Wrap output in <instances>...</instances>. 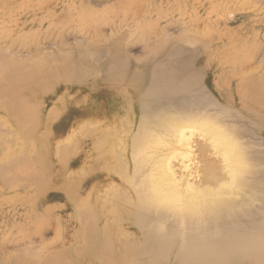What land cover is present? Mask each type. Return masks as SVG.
Masks as SVG:
<instances>
[{"label": "rangeland", "instance_id": "rangeland-1", "mask_svg": "<svg viewBox=\"0 0 264 264\" xmlns=\"http://www.w3.org/2000/svg\"><path fill=\"white\" fill-rule=\"evenodd\" d=\"M0 65L23 82L16 94L0 79L7 98L0 99V164L10 148L17 159L0 173V264H264V0H0ZM13 94L33 106L27 126H17L22 108L11 104ZM175 112H211L232 126L249 162L242 205L188 217L137 203L139 179L127 175L118 149L121 129L129 114L138 127L160 126ZM98 116L103 123L93 125ZM107 130L120 142L111 145L114 154L104 145L101 155ZM71 131L74 154L64 162L57 147ZM201 140L186 163L190 181L206 179L210 160L216 176L225 174ZM41 146L47 150L37 161ZM85 165L89 174L81 180ZM103 169L121 189L101 191L110 235L98 241L96 218L81 214L98 210ZM101 240L115 250L103 251ZM91 242L103 260L91 257Z\"/></svg>", "mask_w": 264, "mask_h": 264}, {"label": "bare ground", "instance_id": "bare-ground-1", "mask_svg": "<svg viewBox=\"0 0 264 264\" xmlns=\"http://www.w3.org/2000/svg\"><path fill=\"white\" fill-rule=\"evenodd\" d=\"M37 64H40V61ZM2 66H4V64H2ZM2 66L0 65V67H1L0 68V72H1L0 79H2V81L4 79L5 82H8L11 85V86H9V88L12 91L16 92L20 88H22L23 82L21 81L22 83L19 84V82L17 80L18 78L15 80L12 78V75L10 76V74H12V73L9 74V68L7 66L3 68ZM37 67H38V65H37ZM64 67H66V66H62V69ZM67 67H68V65H67ZM67 67L65 69H67ZM68 68H70V67H68ZM65 69H63L62 72H64ZM70 69H68L65 72L70 74V72H71V71H69ZM52 75H53V73H52ZM70 75H72V74H70ZM26 78H27V76H26ZM53 78H54V76H53ZM253 83H254L255 87L258 88V86H256L257 83L255 84V81H253ZM0 84H1V82H0ZM258 85H259V83H258ZM260 85H259V88H260ZM255 87H254V89H255ZM262 87L264 88V84L262 85ZM262 87H261V90L263 89ZM5 90L6 89H2L1 94ZM21 90H19L16 94H19V92L22 93ZM6 93H4V94H6ZM12 93L13 92H11V94ZM253 93H255V92H253ZM1 94H0V99H1V97H3L2 99L4 101L5 97ZM9 94L10 93H8L6 95L9 96ZM259 94H261V93L259 92ZM20 95H22V94H20ZM263 95H264V93H263ZM263 95H262V97H264ZM13 96H15V94H13L12 97ZM255 96H257V95H254L253 97H255ZM257 97L260 98L261 96L260 97L257 96ZM262 97L260 98L261 100L264 99ZM5 99L7 100V98H5ZM11 100H13V99H11ZM61 101H62V99H61ZM263 101H262V105L264 103ZM11 104H13L16 107L22 108L21 114H19L20 112L18 113L19 121L20 120L21 121L20 122L18 121L19 125H17V126H19V128H21L23 124H25V126H27L25 121H23V120H25V118L30 115L28 113L29 115L26 116L25 114L27 112H34L33 106L27 104L23 100V98L22 99L18 98V100H17L16 96L14 98V102ZM6 107L9 108L10 105L6 106ZM34 108H35V106H34ZM53 108H55V107H53ZM10 109L14 112L16 110L15 108H11V107H10ZM23 111H24V113H22ZM54 111H55V113H54ZM57 111L59 112V110H57ZM57 111H56V109L52 110V112L55 114V115L52 114L53 117L55 116L57 118L56 114H59ZM11 114H12V112H11ZM32 115L34 116V114L31 113V117H32ZM166 115H165L164 120L162 122L163 124L162 123L159 124L160 126H150V125H146L144 122L140 121V122H138V127H137L134 115L129 114V117H127L128 126L127 125L125 126L126 132H124L121 129V136L123 137V139L120 143V146H118V149L122 153L121 155L123 156V160L126 161L128 170L130 172V174H127V175H131V173H132V177L133 178L135 177L134 179H136V180H137V178L139 179L138 183L137 182H135V184L133 183V192L137 197V203L142 208H143V206H148V207H153L154 209L158 208V209H160L162 211L164 210L166 212L169 211V212H171V214H174V215L176 213H177V215L179 213L180 216H184V215L187 216L188 215V217H191L192 215H195L196 217L202 216V214H205L206 212H211V211L213 212V211L221 209L222 207L225 208L226 206L234 207V206L242 205L243 202L245 200H247V198H248V195L245 192V188H246L245 178H243V177L245 175H247L246 173L248 172V169H249V167H248L249 162L247 161V158L243 152L244 148L241 147V144L237 138L236 132L232 129V126L229 125L230 128H228L229 126L226 125L220 119L219 116H215V114L213 115V113H211V112H210V114L209 113H206V114L196 113V114H192V115H188V116H186V115L182 116L180 114H177L176 112L171 113L169 115L166 114ZM10 116L12 117L13 115H10ZM14 117H15V113H14ZM18 117H17V119H18ZM55 117L53 118L54 121L56 120ZM28 118L29 117H27L26 119L29 120ZM32 118H34V117H32ZM32 118H30V119H32ZM36 118L37 117H35L32 120H36ZM13 119H16V118H13ZM36 121H34L35 124L38 123V120H36ZM101 121H104V119L101 118V116H98L96 121L93 122L92 124L93 125L102 124L103 122H101ZM20 123H22V124H20ZM34 123H31V125L28 123L29 124L28 126L32 127V125ZM16 124H18V123H16ZM35 124H34V126H35ZM105 124H106V122H105ZM20 125H21V127H20ZM111 125L113 127L119 126V124L116 120H113ZM30 128L27 130L31 134ZM128 128L133 129L132 137H131L130 133L127 131ZM30 134H29V136H30ZM41 136L42 137H40V138H43V135H41ZM75 137H76L75 131L69 132L67 134L66 138H64L67 143L65 145H62L65 142L61 143L59 145L60 147L59 146L57 147L59 159L61 157V159L64 162L66 161V158L71 156L73 153V147H74V145H76V144H74L75 141H73V140H75L74 139ZM115 137H116V135H115V132L113 130H107L106 132L103 133L101 140L98 142V145L100 146V154L101 155L104 152L103 151L104 145H106V149L108 151H111L113 154L116 152V150H114L113 147L111 148V145H114V144L120 142L119 140L115 139ZM197 139H202L203 143L206 145L205 150L210 148L211 152H213V154L217 157L218 164L220 165V172L224 171L225 172V174L223 173L224 175L219 176V174H218L217 175L218 177L216 176V174L218 173L216 171V166L213 165L211 160H210L211 164H209L208 162H207L208 164H206V165H208L207 166L208 170H207V177L204 181L202 180V182H196L195 180H197V179H195V180H193L194 181L193 182V181H190L188 179L189 175H192V174H188L190 167H189V165H186V163H188L189 161L194 159L193 156L195 154H194L193 146L195 145L194 142ZM15 142H17V141H15ZM36 142H37V140H36ZM69 143H71V144H69ZM197 143L199 144L200 142H197ZM200 145H198V146H200ZM207 146L209 148H207ZM38 148H40V151L38 149V153L40 152L42 154L45 153L47 150L46 147H42V146L38 147ZM12 149L13 148H10L9 152L5 151L4 152L5 155L3 153V155L5 157H3L4 161H2V163L0 164V173H1L2 169H4L5 167L8 170L13 169V167H15V165H16L15 163H16L17 159H16V155H14V154L16 153V150H14V152L12 153V152H10V150H12ZM35 149L32 150V152H33L32 154H34ZM116 149H117V147H116ZM22 150H25V149H22ZM201 150H203V149H201ZM20 151H19V153H20ZM206 151H208V150H206ZM6 152H8V153H6ZM200 152L203 153L204 151H200ZM35 153H37V152H35ZM39 154H37V156ZM42 154H40V158L37 157V159H38L37 161H41L44 159V155H42ZM115 156H117V155H115ZM30 160L31 159H29L28 161H30ZM0 162H1V160H0ZM118 162H120V160ZM176 162H178V165L182 164L183 167H181V166L180 167L182 170L183 169L186 170L185 174L181 173L179 175L177 173L178 171L176 170V167H177ZM37 163H39V165L42 166L40 162H37ZM188 164H190V163H188ZM178 167H177V169H178ZM33 168H35V167H33ZM94 170L95 169H93L92 171H94ZM104 170L105 169L99 171V176H103L98 181L99 186H98L97 190L100 193V197H99V199H96V200L94 199V201H96L98 204L96 206L98 209L97 212H96V209H94L95 208V206H94V208L91 209L90 211H88L86 208L87 211H85L84 213L81 214V219H83V218L88 219L90 217H95L96 219L98 218V221H95L96 220L95 218H93V219H95L94 221L92 219V221L95 222L96 226H97V223L99 224V226H98L99 228L96 227L97 231L94 229V227L92 229V227L90 225H89L90 227H88L97 233V234L96 233L93 234L94 232L91 231V233L93 235L91 233H89V236L95 235L94 238H96V236H97L98 241L100 239L98 237V235H101V234H104L106 236L110 235L109 225L107 224L106 220L105 221L103 220L106 215L103 216L100 214L103 211V209L105 208L103 206L105 204V201L103 200V196H101V194H103V192H101V191L107 192V195L109 196L108 192H112V191L121 189L120 187H118V185H120V184L115 183L117 178L115 179L113 177V175H112L113 173L110 170H107V171H104ZM35 171H37V170H35ZM38 171L35 172L36 175L38 174ZM40 172H41V170L39 171V174H40ZM87 172L89 174L88 165H85L81 169L82 174L79 175V178H81V180H82V178L86 175ZM96 172H97V170H96ZM180 172H182V171H180ZM195 173H196V171H195ZM75 180L77 181V179H75ZM75 180L74 181L72 180V182L76 183ZM246 181H247V179H246ZM71 183H70V185H71ZM116 184H118V185H116ZM118 194H119V192H118ZM110 197H111V195H110ZM89 200H90L89 198H86L84 201V204L88 205ZM93 205H95V204L93 203ZM108 205H110V204H108ZM77 208H78V206H77ZM83 209H85V207ZM83 209H82V211L81 210L80 211L83 212ZM104 211H105V209H104ZM110 212L111 211H109V213ZM189 215H191V216H189ZM88 228L86 230L88 232H90L89 231L90 229L88 230ZM87 237H88V235H87ZM94 238H93V241H94V243H96V239L94 240ZM102 238L103 237L101 235V239ZM106 239H103V240H106ZM91 240L92 239L90 238L89 241H91ZM103 240H101L102 242L100 241L102 243V244L100 243L101 244L100 246L102 248L105 247V248L109 249L108 248L109 246L107 244L111 245V243H109V242H111L110 239H109L107 244L105 243L106 245L103 244V242H104ZM91 243H90V245H92V247H93L95 244H93V243L91 244ZM96 244L99 245V242ZM112 246H114V245L112 244ZM112 246H110V249L108 251H111V248H112V250H115V247H112ZM92 247H90V252L92 249H93L92 251L95 250V252H97V253H99L100 251L102 252V250H101L102 248L99 249L97 247L95 248V246L93 248ZM105 248H103V251H105ZM96 249H99V250H96ZM133 250H131V251L133 252ZM92 253L93 252H91V254ZM97 253H95V255L92 254L91 257L92 256L95 257L96 255H100L98 257L101 258L102 254L105 252H103L102 254H100V253L97 254ZM110 253H112V251ZM133 253H135V252H133ZM55 255H57V254H55ZM105 256H106V254H105ZM107 256H109V253ZM100 258H97V259H100ZM104 258L105 257L103 256L102 260ZM29 259H31V258L29 257ZM51 261H53V260H51ZM39 262H40V260H39ZM43 262L40 264H44ZM97 262H99V260H97ZM47 264H48V262H47ZM103 264H104V262H103Z\"/></svg>", "mask_w": 264, "mask_h": 264}]
</instances>
